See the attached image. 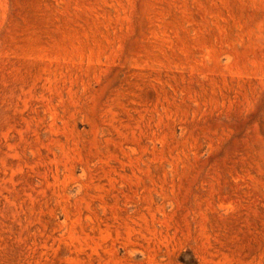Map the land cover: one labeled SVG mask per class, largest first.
I'll list each match as a JSON object with an SVG mask.
<instances>
[{"label":"rangeland","instance_id":"rangeland-1","mask_svg":"<svg viewBox=\"0 0 264 264\" xmlns=\"http://www.w3.org/2000/svg\"><path fill=\"white\" fill-rule=\"evenodd\" d=\"M0 264H264V0H0Z\"/></svg>","mask_w":264,"mask_h":264}]
</instances>
